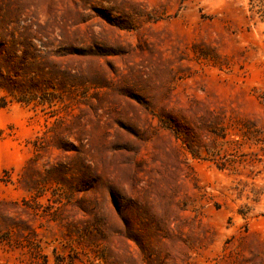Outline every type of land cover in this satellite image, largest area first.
Masks as SVG:
<instances>
[{
  "label": "rangeland",
  "instance_id": "1",
  "mask_svg": "<svg viewBox=\"0 0 264 264\" xmlns=\"http://www.w3.org/2000/svg\"><path fill=\"white\" fill-rule=\"evenodd\" d=\"M0 264H264V0H0Z\"/></svg>",
  "mask_w": 264,
  "mask_h": 264
}]
</instances>
